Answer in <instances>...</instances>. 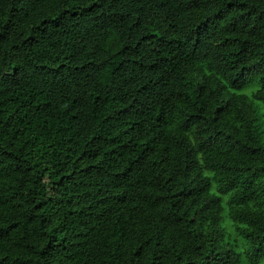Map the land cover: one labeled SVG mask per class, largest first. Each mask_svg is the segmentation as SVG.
<instances>
[{"label":"trees","instance_id":"16d2710c","mask_svg":"<svg viewBox=\"0 0 264 264\" xmlns=\"http://www.w3.org/2000/svg\"><path fill=\"white\" fill-rule=\"evenodd\" d=\"M0 264H264V0H0Z\"/></svg>","mask_w":264,"mask_h":264}]
</instances>
